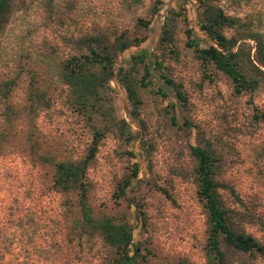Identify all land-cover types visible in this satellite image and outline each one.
I'll use <instances>...</instances> for the list:
<instances>
[{
    "label": "rangeland",
    "instance_id": "obj_1",
    "mask_svg": "<svg viewBox=\"0 0 264 264\" xmlns=\"http://www.w3.org/2000/svg\"><path fill=\"white\" fill-rule=\"evenodd\" d=\"M153 2L14 0L0 37V85L14 81L6 98L0 93V264L107 262L110 250L100 236L79 225L77 192L53 187L55 164L83 159L97 129L104 137L87 170V204L96 218L106 215L135 227L144 264H205L206 213L196 194L191 146L220 160L216 180L234 191L218 189L223 206L239 229L264 244V122L255 117L264 113V80L253 93L235 94L229 78L185 46L186 28L201 47L210 44L199 30L196 0H163L155 15ZM216 3L227 16L250 21L264 37V0ZM169 11L180 13L172 53L158 48ZM138 19L149 20L148 29H137ZM122 31L147 35L115 64L117 77L131 56L146 53L151 84L137 87L140 105L135 108L113 79L104 114L77 113L60 78L62 65L86 51L78 39L104 34L112 40ZM155 61L180 87L185 103L160 78ZM31 82L45 104H31ZM120 120L132 140L119 131ZM135 164L134 185L125 198L115 199L117 184ZM237 260L264 264L255 255Z\"/></svg>",
    "mask_w": 264,
    "mask_h": 264
},
{
    "label": "trees",
    "instance_id": "obj_2",
    "mask_svg": "<svg viewBox=\"0 0 264 264\" xmlns=\"http://www.w3.org/2000/svg\"><path fill=\"white\" fill-rule=\"evenodd\" d=\"M14 0H0V37L9 21ZM199 30L210 44L201 47L193 31L184 30L185 46L204 65L225 75L232 83L234 93H253L264 80V37L255 31L250 21L227 16L217 5L216 0H196ZM163 5V0H154L152 15L157 14ZM176 11H169L164 16L161 25L159 50L173 52ZM149 20H137V29H148ZM147 35L133 34L122 31L110 40L106 35H90L78 39L80 48L86 51L78 56H72L64 62L60 73L63 84L68 88L71 105L79 114H104V103L108 101V92L112 90L111 81L115 79L122 84L136 108L140 105L137 87L147 88L151 84V69L148 57L141 51L130 58L129 64L116 77L115 64L117 57L132 47L140 46ZM155 70L166 84L175 88L176 97L185 103V96L180 87L174 85L163 71L161 61L154 62ZM14 81L9 80L0 85V93L8 96ZM29 98L33 107L45 104L43 93L35 90L30 84ZM158 91H161L160 89ZM109 111V109H106ZM108 114V113H106ZM264 122V113L255 115ZM171 123L177 126L174 115ZM120 132L126 135L127 141L132 140V134L124 120L117 123ZM104 131L95 130L85 157L79 161H63L55 164L53 187L62 193L77 192L80 207V227L86 233L98 234L110 250V256L105 264H144V249L141 242L135 241V227L127 221H115L110 216L94 217L92 209L87 204L88 184L86 174L92 164ZM190 155L195 161L193 175L196 178V194L206 213V241L204 245L205 264H237L238 256H257L264 262V244L246 234L237 227L231 219L230 211L223 206L218 194L219 188H225L234 194L231 187L220 184L216 175L220 168V160L205 148L190 147ZM139 169L133 165L131 175L123 178L114 193L115 199L125 198L127 189L134 185ZM170 198V197H169ZM141 212L139 221L142 222ZM147 252V251H146ZM236 258V259H235ZM249 264V263H243Z\"/></svg>",
    "mask_w": 264,
    "mask_h": 264
}]
</instances>
